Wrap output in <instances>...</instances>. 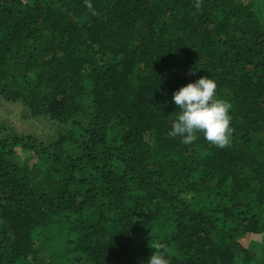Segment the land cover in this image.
<instances>
[{
	"label": "trees",
	"instance_id": "trees-1",
	"mask_svg": "<svg viewBox=\"0 0 264 264\" xmlns=\"http://www.w3.org/2000/svg\"><path fill=\"white\" fill-rule=\"evenodd\" d=\"M90 2L0 0V97L58 127L0 125V264H264V0ZM204 76L224 149L168 135Z\"/></svg>",
	"mask_w": 264,
	"mask_h": 264
},
{
	"label": "clouds",
	"instance_id": "clouds-1",
	"mask_svg": "<svg viewBox=\"0 0 264 264\" xmlns=\"http://www.w3.org/2000/svg\"><path fill=\"white\" fill-rule=\"evenodd\" d=\"M86 7L92 15L99 13L90 0H85ZM202 6L197 0L196 8ZM217 83L207 76L194 83L181 87L173 94V101L179 112L172 122L170 137H181L185 145L192 144L202 133L204 139L213 146L224 149L231 145L234 129L231 127L232 104L217 97ZM155 251L150 256L148 264H170L167 258L168 249L163 243L150 244Z\"/></svg>",
	"mask_w": 264,
	"mask_h": 264
},
{
	"label": "rangeland",
	"instance_id": "rangeland-1",
	"mask_svg": "<svg viewBox=\"0 0 264 264\" xmlns=\"http://www.w3.org/2000/svg\"><path fill=\"white\" fill-rule=\"evenodd\" d=\"M0 125L6 127L7 132L17 134L24 137H34L38 142L44 144L50 143L52 140H57L58 130L55 123H51L41 117L32 118L23 103L8 102L0 97ZM61 131V128H60ZM59 131V132H60ZM20 152L19 149H16ZM26 158L28 154L19 153ZM262 236L256 235L250 238H245L246 243L261 242ZM246 249V248H245Z\"/></svg>",
	"mask_w": 264,
	"mask_h": 264
}]
</instances>
